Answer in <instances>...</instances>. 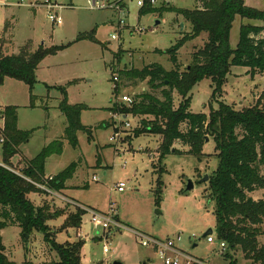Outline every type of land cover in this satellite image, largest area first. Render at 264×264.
Instances as JSON below:
<instances>
[{"label":"rangeland","instance_id":"374dc122","mask_svg":"<svg viewBox=\"0 0 264 264\" xmlns=\"http://www.w3.org/2000/svg\"><path fill=\"white\" fill-rule=\"evenodd\" d=\"M93 0H50L55 6L51 11L40 2L31 7L28 0H0V48L7 55H18L27 44L32 51L39 47L58 50L56 55L46 57L37 70L38 83L31 91L25 83L4 78L0 84V112L6 107H17L18 128L32 132L27 143L21 146V155L36 158L47 146L63 141L61 155L47 159V180L75 164L76 171L62 191L46 188L45 195H32L37 206L47 201L59 209L75 212L83 210L81 230L64 229L65 217L51 221L58 243L82 242L84 264H162L152 248L142 246L136 232L166 241L182 237L179 249L207 261L208 264H255L246 258L242 249H220L215 204L209 202L210 184L202 182L212 176L219 165L216 144L209 138L204 155L197 159L187 154V148L176 145L182 154H170L159 160L158 148L161 138L140 133L141 121L153 118H124L119 113L108 111L116 102L123 103L128 96L135 101L138 96L151 92L148 81L133 83L123 81L119 72L141 70L145 66L160 64L167 71L173 69L166 52L175 46L191 26L184 18L174 13L152 12L141 16L137 2L145 8L162 10L175 7L193 10L199 7L196 0H104L107 8L91 9ZM24 3L23 5H20ZM248 7L264 11V0H245ZM57 13L62 24L51 23L48 14ZM125 28L119 31V21ZM156 21H160L156 25ZM243 25L264 26L262 21L237 17L230 36V48L236 49ZM95 31V40L77 41L80 34ZM119 33L118 40L112 36ZM207 37L187 42L179 51L181 70L192 63V55L202 49ZM117 76L118 82L114 81ZM117 85V86H116ZM119 94L116 97V87ZM66 91L71 106L84 105L81 122L87 132H78L79 149H73L64 140L67 120L59 107ZM158 96L160 92L157 93ZM191 112L209 116L226 104L235 111H242L258 103L264 105V74L251 73L249 68L232 67L226 81L218 90L210 79L199 82L189 94ZM182 98L175 93V108ZM124 104V103H123ZM129 122L130 127L125 123ZM0 128L3 120L0 118ZM115 133L119 136L114 142ZM0 144V164L3 163ZM23 157V156H22ZM20 156L14 158V163ZM54 174V175H53ZM96 178V180H94ZM194 188L185 193L188 181ZM124 183L126 190L117 191ZM249 196L255 201H264V189ZM123 227L103 230L91 223L88 210L109 212ZM112 213V212H111ZM264 231V225L261 227ZM213 231L215 243L208 242L206 234ZM3 245L14 264H53L59 260L56 252L44 242L43 235L35 233L26 245L22 230L8 227L2 231ZM259 246H264V235L258 237ZM109 253H104V246Z\"/></svg>","mask_w":264,"mask_h":264},{"label":"trees","instance_id":"16d2710c","mask_svg":"<svg viewBox=\"0 0 264 264\" xmlns=\"http://www.w3.org/2000/svg\"><path fill=\"white\" fill-rule=\"evenodd\" d=\"M199 7L186 10L164 7L162 10L141 8V16L152 12L180 15L191 26L175 46L166 52L173 69L167 71L160 64L145 66L141 70L119 72L123 81L140 83L148 81L151 92L137 97L131 106L116 104L108 110L134 118H153L147 125L142 120L139 132L161 138L158 148L159 160L170 154H182L174 148L180 145L187 148V154L200 159L204 155L207 138L216 144L219 165L209 178V202L215 204L214 217L217 222L218 239L230 250L242 249L246 258L255 264H264V246H259L258 237L264 235V201H255L249 194L264 189V105L235 111L226 104L209 116L191 112L189 94L204 79H210L220 90L232 67H245L253 75L264 74V26L243 25L240 41L236 49L230 48L231 30L235 19L264 22V11L250 8L245 0H196ZM95 31L80 34L77 41L95 40ZM202 35L207 37L204 47L192 55V63L185 71L181 70L179 51L189 41ZM58 50L39 47L32 51L27 44L18 55H7L0 48V77L11 78L25 83L32 91L38 83L37 70L42 61ZM115 77V76H114ZM119 79V78H118ZM117 86V85H116ZM115 86V87H116ZM116 97L119 94L116 87ZM60 104V111L67 120L64 140L79 149L78 132H87L81 122L84 105L71 106L67 102L66 91ZM160 92L161 96H158ZM175 93L182 98L181 105L175 108ZM0 114L3 128H0L3 165H0V264H14L3 245L2 231L8 227H18L22 236L43 235L44 242L56 252L59 260L53 264H84L82 242L58 243L55 231L49 223L65 217L64 229L80 230L85 211L59 209L50 202L37 206L32 195H45L46 187L53 191L66 189V182L72 178L76 165L47 180L46 163L52 155L63 153L64 143L59 140L47 146L36 158L30 160L14 158L21 156V146L30 139L32 132L18 128L17 107H6ZM3 139V142H1ZM230 264V255H226Z\"/></svg>","mask_w":264,"mask_h":264},{"label":"built area","instance_id":"2783aa9c","mask_svg":"<svg viewBox=\"0 0 264 264\" xmlns=\"http://www.w3.org/2000/svg\"><path fill=\"white\" fill-rule=\"evenodd\" d=\"M40 2H44L42 4L46 5L49 11L55 8V6L51 4L50 0H28L27 5L34 7L37 6V4ZM151 2L155 3L156 0H151ZM89 3L91 4V9L93 10L94 9L104 10L107 8V4L105 3L104 0H93V2L89 1ZM23 4L24 3L20 5ZM137 6L140 8L144 7V2L138 1ZM48 18L51 21V23L54 25L59 26L62 24L61 17L57 13L54 14L49 13ZM118 25H119L118 26L119 31L125 28V23L123 20H120ZM118 37H119V33L116 32V34L112 36V40H118ZM114 81L118 82L117 76L114 77ZM122 99L125 105L131 106L134 103L133 99L128 96H125ZM118 115L123 116L124 118L127 117L121 114ZM125 125L130 127L129 122H126ZM118 136L119 134L115 133V135L112 136L111 141L114 142L115 138ZM1 142H3V139H1ZM0 165L4 166L3 164ZM94 180H96V178ZM40 188H42L45 191L47 190L45 187H40ZM125 190H126V185L124 183H119L117 185V191L119 193H123L125 192ZM87 212L91 214V223H93V225L96 228L102 227L103 230L106 231L110 230V228H112L113 226L117 227V229L123 228L113 216V209H111V211L107 213H101L93 210H88ZM136 235L141 239L143 247L152 248L157 252V254L160 257V260L162 261V264H208L207 261L193 257L192 255L179 249L178 243L182 241L181 236H177L176 240L168 239L166 241H163L139 232H136ZM207 240L211 244L215 243V240L212 235L208 236ZM225 248H226V244L224 242H220V249L225 250ZM109 251H110L109 248L105 245L104 253L107 254L109 253Z\"/></svg>","mask_w":264,"mask_h":264},{"label":"water","instance_id":"95a60500","mask_svg":"<svg viewBox=\"0 0 264 264\" xmlns=\"http://www.w3.org/2000/svg\"><path fill=\"white\" fill-rule=\"evenodd\" d=\"M160 24V21H156V25H159ZM4 83V78L0 77V84H3ZM2 112H0L1 114ZM209 142V138L206 139V143ZM209 179V177H206L202 182H207ZM194 188V185L192 183V181H188L187 183V186H186V189H185V193H188L190 192L192 189ZM213 234V231L212 230H209L208 233L206 234V236H211ZM29 236L28 235H24V239H25V243L26 245H28L29 243ZM114 264H122L121 262H115Z\"/></svg>","mask_w":264,"mask_h":264},{"label":"crops","instance_id":"0c3cea01","mask_svg":"<svg viewBox=\"0 0 264 264\" xmlns=\"http://www.w3.org/2000/svg\"><path fill=\"white\" fill-rule=\"evenodd\" d=\"M66 128V127H65ZM22 156L24 157V158H27V157H25L23 154L20 156V158H22ZM28 159V158H27ZM20 160H18V162H19ZM46 175H48L47 173H46ZM54 175V174H53ZM100 212V211H99ZM101 213H105V212H101ZM81 230V229H80Z\"/></svg>","mask_w":264,"mask_h":264}]
</instances>
